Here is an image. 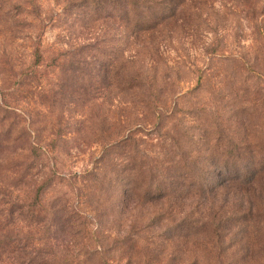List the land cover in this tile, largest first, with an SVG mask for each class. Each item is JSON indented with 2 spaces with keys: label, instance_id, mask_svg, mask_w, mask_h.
<instances>
[{
  "label": "rangeland",
  "instance_id": "rangeland-1",
  "mask_svg": "<svg viewBox=\"0 0 264 264\" xmlns=\"http://www.w3.org/2000/svg\"><path fill=\"white\" fill-rule=\"evenodd\" d=\"M116 2L0 0L4 234L41 238L22 214L43 195L86 227L83 244L51 230L53 264L71 253L79 264H264V0ZM130 136L125 156L106 152ZM31 145L43 153L21 151ZM175 147L183 157H166ZM130 152L136 164L199 160L196 194L126 202V177L109 168Z\"/></svg>",
  "mask_w": 264,
  "mask_h": 264
},
{
  "label": "trees",
  "instance_id": "trees-1",
  "mask_svg": "<svg viewBox=\"0 0 264 264\" xmlns=\"http://www.w3.org/2000/svg\"><path fill=\"white\" fill-rule=\"evenodd\" d=\"M134 1L135 0H117L115 6L121 5L120 7L124 8L125 5ZM137 1L138 0H136V2ZM94 2L98 3V1ZM134 4L136 5L137 3L134 2ZM121 15L128 16L127 9H123ZM41 40L42 37L37 35L35 38V55L39 52V48L42 45ZM33 62L37 63L38 60L34 59ZM133 133L134 136H136L135 132ZM130 143L131 136L113 143L109 149H106V152L111 153V151L118 149L119 152L116 156H118L120 159L125 156L129 146H131ZM122 147H124L123 150H121ZM21 151L24 153L29 152L32 157H35L37 156L38 150H36L33 145H31L27 148L21 149ZM180 151L181 150L179 147H175L172 148V150H169L165 156H174L175 158L181 159L184 153ZM130 154L131 152L127 155V157H125L124 162H126V164H124L122 167L119 166L121 171H116L118 165L115 167L110 166L109 168V175L111 173L112 175H115L116 180L126 177V184L124 185L125 194L123 193L126 195V202L138 201V203L143 206L159 205L160 202H165V204L167 202V204L169 203L170 205H177L179 200L184 197V194H196L194 186L197 184V182H199V175L203 172L200 169L201 162L199 160L190 164H186L184 162L180 163L177 161H165L162 163L156 160L136 164L135 157L140 155V153L135 152L133 156H130ZM143 169L146 170L143 171ZM220 176L222 175L219 174L218 179ZM253 180L254 178L247 179V183L251 184L253 183ZM192 181H194L193 184ZM139 186L143 187V189H140ZM214 189V187L210 188L207 186L205 190H202L201 188L202 191L207 193H212ZM45 202V197L43 195H35V197L31 196V198L25 204L26 206L23 207L24 210L22 214L23 220L26 221L30 226L36 225L44 227L41 238L36 239V235H34L28 237L23 243H21L16 239L15 232H6L7 234H4V231L0 225V264H53L52 251L54 244L50 242V236L48 235L52 233L51 230H54L55 226L61 233H68L71 231L73 232V235L80 236L82 240L80 242L83 244V233L85 232L86 227L82 224L78 227L76 224V222H79V220L83 218L81 212L74 208H69L66 204L62 205V207L64 206V208H62L60 203H53L48 207H44L43 204ZM21 209L22 207L19 208V210ZM56 239L58 240V237ZM131 239L132 238L129 236L125 240V246L130 250L133 248V246H136V244L134 245L127 243V241ZM83 248H85V256L89 262L92 259L94 253L90 252L87 246H84ZM62 250L65 251L67 249ZM158 252L160 251L157 249V251L153 253ZM16 255L18 256L15 257ZM77 260V257L71 253V256L65 261H61L60 259V263L79 264Z\"/></svg>",
  "mask_w": 264,
  "mask_h": 264
}]
</instances>
